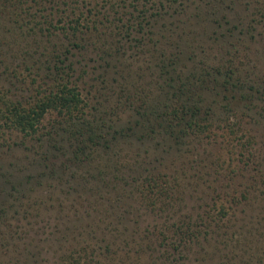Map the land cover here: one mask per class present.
Here are the masks:
<instances>
[{"label":"trees","instance_id":"1","mask_svg":"<svg viewBox=\"0 0 264 264\" xmlns=\"http://www.w3.org/2000/svg\"><path fill=\"white\" fill-rule=\"evenodd\" d=\"M59 1L0 0V139L73 193L57 264H264V0Z\"/></svg>","mask_w":264,"mask_h":264},{"label":"rangeland","instance_id":"2","mask_svg":"<svg viewBox=\"0 0 264 264\" xmlns=\"http://www.w3.org/2000/svg\"><path fill=\"white\" fill-rule=\"evenodd\" d=\"M59 3L62 4L63 0H60ZM64 3H67L68 6H61L60 9L78 8L76 10L77 14L79 10L86 12L88 8H92L96 3V8L109 7V4H106L104 0H98L96 3H90L88 0H64ZM77 14L67 19L60 17V14L56 15L53 23L59 29L56 30L57 33H61L62 30L60 29L68 20L77 19ZM36 20L40 21L39 18ZM104 31L105 33L108 32L106 29ZM75 53L72 59L75 63V70L71 74L70 80L79 88L85 90V93L88 90L91 91L90 86L101 88V78L98 80L97 78L104 73L103 68H101L104 63H96L94 57L89 53ZM1 137L10 138L7 135ZM15 137L13 135L12 140ZM15 140L18 141L19 138ZM3 144L4 140L0 139V204L4 209H9V206L13 204V197L18 196V194L13 192L12 187L20 191L19 194H23L24 191V194H26L30 190L28 193L30 196L21 201L22 203L16 202V205L21 204L22 206L16 209L17 212L9 209V212L5 215L6 219L0 224V243L3 244L0 248V264H57L61 249L60 243L54 239L66 233L68 228L69 233L79 231L74 229L72 223L74 220L73 214L76 210L72 206V203H74L73 193L64 198V196L66 197L67 187L55 177L58 173L53 176L55 178L44 176L42 181L37 183V177H41L43 174L41 173L42 170L38 165L26 166L25 164L28 160L27 157L32 156V149L10 151V148L3 146ZM18 183L21 186H18ZM32 188L34 190L31 191ZM35 199L40 202L44 201V203L41 205L35 204L36 206L33 207L28 206V203ZM59 200H62L63 203H59ZM16 205L14 208H16ZM60 206L63 207L62 212H59ZM38 208L39 211H37ZM80 209L82 210V208ZM89 212L93 216L92 210H89ZM80 214L82 215L81 212ZM99 217L102 218V216ZM103 228L101 227V229ZM14 245H17L16 251L21 255L19 259L13 257L16 253L13 251L15 250Z\"/></svg>","mask_w":264,"mask_h":264}]
</instances>
